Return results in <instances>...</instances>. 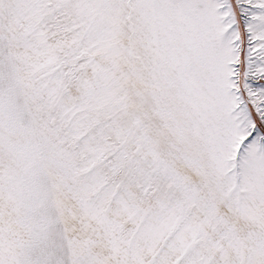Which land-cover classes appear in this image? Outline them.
<instances>
[{
    "label": "snow or ice",
    "instance_id": "1",
    "mask_svg": "<svg viewBox=\"0 0 264 264\" xmlns=\"http://www.w3.org/2000/svg\"><path fill=\"white\" fill-rule=\"evenodd\" d=\"M0 264H264V0H0Z\"/></svg>",
    "mask_w": 264,
    "mask_h": 264
}]
</instances>
